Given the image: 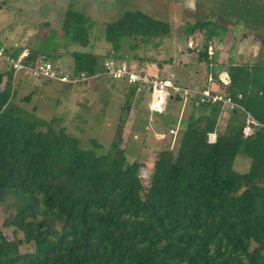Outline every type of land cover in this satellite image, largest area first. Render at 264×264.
<instances>
[{"label":"trees","instance_id":"1","mask_svg":"<svg viewBox=\"0 0 264 264\" xmlns=\"http://www.w3.org/2000/svg\"><path fill=\"white\" fill-rule=\"evenodd\" d=\"M248 2L253 7L242 17L253 19L244 25L264 28V10L256 12L264 0ZM79 21L86 23L68 9L62 28L88 45V27L79 29ZM222 29L213 20L184 29L187 36L203 32L198 61L215 80V53L209 55L207 48ZM170 34L169 22L125 10L105 24L104 39L115 53L103 59L120 57L124 38H134L130 47L136 49L140 42L158 46ZM259 42L264 50V34ZM39 53L29 50L24 61L35 62ZM70 55L72 75L102 70L96 53ZM220 66L230 77L224 95L264 122V62ZM11 74L10 68L1 87L0 73V207L7 203L13 209L3 225L13 227L14 237L0 230V264H264V128L243 137L244 114L232 110L221 130V103H194L205 110L188 117L176 151H159L145 187L140 163L126 164L120 147L126 116L120 117L107 152H96L95 140L93 147H81L79 138L54 125L55 118L41 119L12 104ZM131 87L130 96L137 89ZM130 106L127 101L126 113ZM212 132L213 142L207 139ZM239 153L249 159L242 172L234 168ZM24 243L34 249L21 251Z\"/></svg>","mask_w":264,"mask_h":264},{"label":"rangeland","instance_id":"2","mask_svg":"<svg viewBox=\"0 0 264 264\" xmlns=\"http://www.w3.org/2000/svg\"><path fill=\"white\" fill-rule=\"evenodd\" d=\"M249 7L253 6L247 0H194V7L190 6V0H0V43L6 46L13 42L12 38L15 36L22 38L35 49L44 52L39 53V59L54 61L66 72H71L72 57L69 52H93L100 55L99 62L103 63V56L115 53L104 39L105 24L117 19L125 10H140L169 22L171 34L158 46L151 42H140L136 49L130 47V43H136L134 38H124L122 47L117 52L120 55L117 59L144 67L152 74H159L161 70L158 72V69L161 67L171 66V73H176L182 82L188 83L182 84L183 86L193 87L194 85H190L193 81L187 77L188 71L194 73L196 81L197 77L200 80L206 75L205 63L198 61V51L202 49L204 34L197 31L187 36L184 29L188 23L213 20L223 28L218 37L209 41V45L215 50L219 66L226 65L229 61L264 62V50L259 42L264 28H249L244 25L245 20L253 19L242 17L248 15ZM263 7L254 9L260 13L264 10ZM68 9L85 18L86 23L82 25L79 21L78 25L79 29L88 27V45H81L79 40L66 35L63 30L62 22ZM6 68V63L0 60V71ZM91 80L93 79L67 85L18 75L14 80L11 77V102L19 109L33 112L41 119L55 118L54 125L64 127L68 133L79 138L81 147H93L95 140L100 145L96 152L103 153L109 149L120 117L126 116L120 147L124 148L126 164L133 161L140 163L138 174L147 187L159 151L166 148L176 151L178 134L171 138L162 137L161 142L154 137L153 131L145 129L141 124L145 129L143 136L146 137L145 142H141L143 132L135 137L132 130L136 131L139 127L137 113L140 119L146 117V108L152 101L150 91L137 88L130 96L132 85L125 82H115L107 76L97 82ZM29 93L31 99L26 101L24 97ZM163 100L166 101L164 98ZM127 101L131 102V106L126 113L124 105ZM181 103L187 104L188 98L182 97ZM137 107L139 111L135 110ZM159 118L162 123H167L170 119H163L164 116ZM167 131L165 127L160 130L162 133ZM248 166L249 159L239 153L234 168L242 172ZM11 213L13 209L7 208V203H3L0 207V230L8 239L14 237L13 227H5L3 224ZM17 235L22 237L21 232ZM19 249L33 250L34 246L24 243Z\"/></svg>","mask_w":264,"mask_h":264},{"label":"built area","instance_id":"3","mask_svg":"<svg viewBox=\"0 0 264 264\" xmlns=\"http://www.w3.org/2000/svg\"><path fill=\"white\" fill-rule=\"evenodd\" d=\"M213 47L208 46L207 52L213 55ZM27 54L15 55L6 47L0 45V60L10 66L12 79L18 75L23 77H33L49 81H57L62 84L75 85L90 79H96L101 76L110 77L113 80H122L129 85H136L139 90L148 89L151 94L152 108L156 111H162L164 107L163 98L169 99L171 96L194 98L197 103H216L220 102L223 109L227 111L239 110L244 114V124L242 127L243 137L250 136L257 129L264 128V122L255 118L240 102L230 96L224 95L223 88L230 83V77L225 69H222L217 76V80L211 74L207 77V86L186 87L178 83L173 73L167 75L152 74L146 68L129 64L125 61L107 57L103 60L102 70L93 75H72L66 72L56 63L48 59H37L35 62H26L24 57ZM119 60V61H118ZM218 82L221 91H214L208 87L209 84ZM240 99L241 95L238 94ZM163 101V102H162Z\"/></svg>","mask_w":264,"mask_h":264},{"label":"crops","instance_id":"4","mask_svg":"<svg viewBox=\"0 0 264 264\" xmlns=\"http://www.w3.org/2000/svg\"><path fill=\"white\" fill-rule=\"evenodd\" d=\"M12 39H13L12 40L13 42L11 44L9 43L6 46L5 45H2L1 43L0 44L2 46L6 47L11 53H13L15 55L28 54L29 50L35 49L31 45H29L26 41H24L22 38H18L17 36H15ZM36 50H38V49H36ZM42 53H44V52L42 51ZM214 53H215V50H214ZM37 59H39V57H37ZM202 63H204V62H202ZM133 65H135V64H133ZM205 67H206L205 68V70H206L205 71L206 72V75L205 76L206 77L204 76V79H200V80L197 77V81L194 79V73H191L190 71H188V73H187L188 76L187 77H189L190 80L193 81V83L190 84V85H194V86H205L206 85L207 86V83H206L207 82V79L206 78L208 77V74H211L212 75V73H210L208 71L206 64H205ZM214 68H215V70H219V72L223 69L221 66H219V64H217ZM9 70H10V66L7 65V68L4 71H3V69L0 71V73H3V77H2L3 79H2L1 87L3 86L4 82L8 78V76L6 75V73ZM159 70H161V71L159 72ZM158 72L161 75H167L168 73L173 72V69H171V66L168 67V68L165 66L164 68H162V67L159 68L158 69ZM175 76H176V80L180 84L188 85V83L186 81L185 82H182V80L178 78V76L176 75V73H175ZM103 77H105V76H101V77L96 78V79H93L91 81L97 82L100 79L102 80ZM25 78H27V77H25ZM114 81L116 82V81H122V80H114ZM122 82H125V81H122ZM127 85H129V84H127ZM208 87H210V89H212L214 91H221V89H222L220 87V85L218 84V82L209 84ZM181 99H182V97H180V99H178V98L177 99H173V98L172 99L171 98L166 99V101H164V107H163L162 111H156V110H154L152 108L151 104L148 103V108H146V117H144V116L141 117V119H142L141 120L139 118V116H138V113L136 114L137 115L136 116V119H139L138 120L137 127L138 126L139 127L136 128V131H133L132 130V135L134 134L133 136L139 137L138 134H141V132H143V134H141L142 135L141 136L142 137L141 138V142L144 143L145 140H146V137L143 136L144 135V131L143 130L149 129V130H151V131L154 132V137L157 140L161 141V142L163 141V140H161L162 137L168 136V138H171V137H173V136H175V135L178 134L176 137H177V140H178L177 142L179 143L180 136H181V132L183 131V129H184L185 125H186V121H187L188 117L192 113H194L195 116H198V115L202 114V112L205 110L203 108H197V107H195L194 106V103L196 104L197 102H193V99H191V98H188V103L187 104L181 103ZM135 110H138L139 111V108L137 107ZM152 112H154L155 114H153ZM153 115H155V116H153ZM161 116H164L163 119H166V117L167 118L170 117V119H169V121L167 123L166 122L165 123H162L160 121L161 118H159ZM229 116H230V112L227 111L226 109H223L221 111V113H220V115L218 117V128L219 129H221V126L224 127L226 125V123H227V121L229 119ZM139 123H140V125H139ZM141 124L144 125V128L145 129L142 128V125ZM163 126L168 130L165 133L164 132L163 133L160 132V130L162 128H164ZM128 133H130V132H128ZM215 137H216V133L215 132L208 133V135H207L208 141H211V142H213L215 140Z\"/></svg>","mask_w":264,"mask_h":264},{"label":"clouds","instance_id":"5","mask_svg":"<svg viewBox=\"0 0 264 264\" xmlns=\"http://www.w3.org/2000/svg\"><path fill=\"white\" fill-rule=\"evenodd\" d=\"M190 6L194 7V0H190Z\"/></svg>","mask_w":264,"mask_h":264},{"label":"water","instance_id":"6","mask_svg":"<svg viewBox=\"0 0 264 264\" xmlns=\"http://www.w3.org/2000/svg\"><path fill=\"white\" fill-rule=\"evenodd\" d=\"M171 99L173 98V96L170 97ZM178 99H180V97H178ZM235 112V111H234Z\"/></svg>","mask_w":264,"mask_h":264},{"label":"bare ground","instance_id":"7","mask_svg":"<svg viewBox=\"0 0 264 264\" xmlns=\"http://www.w3.org/2000/svg\"><path fill=\"white\" fill-rule=\"evenodd\" d=\"M163 102V101H162Z\"/></svg>","mask_w":264,"mask_h":264}]
</instances>
